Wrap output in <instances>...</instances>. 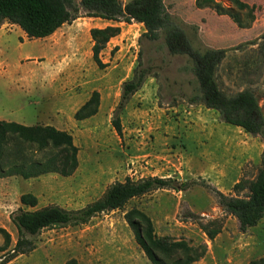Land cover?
Here are the masks:
<instances>
[{"label": "rangeland", "instance_id": "374dc122", "mask_svg": "<svg viewBox=\"0 0 264 264\" xmlns=\"http://www.w3.org/2000/svg\"><path fill=\"white\" fill-rule=\"evenodd\" d=\"M201 1L164 3L195 48L228 51L218 73L222 91L234 95L252 90L264 110V0H242L254 9L253 21L228 1H218L221 12ZM229 13H240L243 26ZM73 25L66 32L72 34L70 43L53 59L45 56L51 53L44 40L25 38L17 29L0 32L1 118L26 126H55L71 133L79 148V167L71 177L0 178V227L11 234V249L18 231L10 217L21 208L23 194H34L38 208L58 205L75 210L100 199L108 187L127 177L171 178L191 185L184 191H154L132 200L124 211L102 214L87 225L45 230L32 238L35 251L9 264H67L71 260L77 264H152L125 221V213L135 206L152 219L159 236L186 239L194 246L206 243L207 255L194 264H250L264 257V218L242 233L237 219L226 214L216 195L205 187L234 196L233 187L244 169L254 178L261 168L262 138L225 123L217 111L203 104L189 102L197 87L193 66L186 56L170 55L163 33L159 40L150 41L143 36L142 24L114 23L121 34L103 51L101 57L108 66L100 70L92 60L90 30L111 25L89 19ZM75 32H79L77 37ZM139 67L150 68L152 74L121 114V139L112 119L122 84ZM27 72L39 82L37 92L29 96L14 83ZM94 91L102 98L98 118L82 126L74 119L75 111ZM190 213L199 215L203 223L214 218L223 222L214 242L190 219ZM3 244L0 235V247ZM8 255L0 252V264Z\"/></svg>", "mask_w": 264, "mask_h": 264}, {"label": "trees", "instance_id": "16d2710c", "mask_svg": "<svg viewBox=\"0 0 264 264\" xmlns=\"http://www.w3.org/2000/svg\"><path fill=\"white\" fill-rule=\"evenodd\" d=\"M218 1L230 2L239 12H246L249 19L254 20V9L242 0H202L201 3L214 4L216 10L221 12L222 7ZM229 16L239 26H243L240 13H229ZM79 18H97L127 24L136 22L144 26L143 36L150 41L159 40L163 33L170 55L186 56L193 66L197 87L189 97V102L203 104L206 108L217 111L225 123L241 128L252 136H260L264 142V110L255 93L247 89L227 95L219 85V68L228 51H202L195 48L187 33L168 12L164 0H131L127 3L122 0H0V27L5 23L16 25L30 40L48 38L65 24L71 25ZM120 34L121 28L117 26L90 30L93 42L92 60L100 70L108 66L102 60L103 51ZM151 74L150 68L139 67L134 71L132 79L122 84L120 101L112 119V126L121 139L124 138L121 114ZM100 106L101 94L94 91L76 111L74 119H90L98 114ZM78 167L79 148L68 131L51 125L26 126L17 122L0 121V178L20 176L29 180L48 174H59L66 178L71 177ZM245 171L247 172L244 169L243 176L233 187L234 196H226L205 185L218 198L220 208L237 219L242 233L256 227L264 218V152L261 168L256 176L249 178ZM190 185L191 183H178L171 178L147 177L134 180L127 177L124 182H116L108 187L100 199L75 210L58 205L38 208L39 200L34 194H23L20 198L21 208L10 217L18 231V239L12 249L11 234L0 227V235L4 240L0 252L9 254L2 264H9L17 257L35 251L37 245L32 238L45 230L87 225L102 214L124 211L132 200L154 191H184ZM189 215L210 242H214L221 234V220L214 218L203 223L199 215ZM125 221L152 264H194L208 253L206 243L194 246L186 239L159 236L152 219L136 206L125 213ZM67 264L77 262L71 260ZM250 264H264V257Z\"/></svg>", "mask_w": 264, "mask_h": 264}, {"label": "crops", "instance_id": "0c3cea01", "mask_svg": "<svg viewBox=\"0 0 264 264\" xmlns=\"http://www.w3.org/2000/svg\"><path fill=\"white\" fill-rule=\"evenodd\" d=\"M81 19H89V20H93L94 22H106L107 24L113 26L114 23L116 22H112V21H106V20H101V19H97V18H79L78 20H76L75 22H73V24L77 23L79 20ZM69 25V24H65L63 27H61L59 30H57V32H55L52 36L45 38V39H39V40H44V42L49 43V47L47 49H50V55H45L48 58H55L54 56L57 55L58 50L62 49L64 47H66L67 44L70 43V40L72 38V34L71 35H67L66 32L67 30H69L70 27L74 26V25ZM104 28V27H101ZM13 29H17L25 38H27L26 34L16 25H12V24H8L5 23L0 27V32L5 30V31H10ZM79 34V32H75L73 34L76 35ZM93 46V44H92ZM83 47H79V50H82ZM29 57V56H26ZM31 57V56H30ZM30 73H24L23 76L17 80L14 81V83L24 92V94H26L27 96L33 94L34 92H37L38 87L37 85L39 84L38 82V77H29ZM42 77V76H41ZM44 77V76H43ZM64 82V81H63ZM44 83V82H43ZM60 85V84H59ZM62 88V87H61ZM60 89H58L59 91ZM138 93V92H137ZM58 97H60L59 94H57ZM89 97H87L88 100ZM102 99V98H101ZM102 103V101H101ZM101 107V106H100ZM77 111V110H76ZM75 111V112H76ZM128 115H131L132 112L128 111L127 113ZM137 113H135L136 116ZM134 116V115H133ZM98 118V114L90 119L84 120V121H77L80 124H82V126H86V124H88L91 120ZM4 119L1 118L0 116V121H3ZM5 121V120H4ZM76 121V120H75ZM55 127V126H54ZM57 128V127H56ZM65 131V130H64ZM75 140V139H74ZM162 178V177H161Z\"/></svg>", "mask_w": 264, "mask_h": 264}]
</instances>
